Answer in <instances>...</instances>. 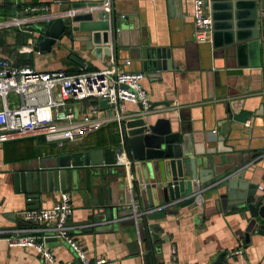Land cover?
Returning a JSON list of instances; mask_svg holds the SVG:
<instances>
[{"label": "crops", "instance_id": "1", "mask_svg": "<svg viewBox=\"0 0 264 264\" xmlns=\"http://www.w3.org/2000/svg\"><path fill=\"white\" fill-rule=\"evenodd\" d=\"M105 1L107 0H0V10L6 12V18H11L12 14L15 17H28L24 9L36 5H49L52 12H58L76 3ZM111 2L113 10L121 17L136 20L139 28L138 37L133 38L134 42L140 38L142 44L171 51V56L164 57V62L170 61L172 65L170 70L162 71L156 79H150L148 73L144 72L146 77L143 87L151 106L156 105L151 111V120H173L176 116V119L183 118L187 126L193 123L199 129L205 124L213 140H217L227 130L230 135L223 147L226 150L233 148L234 151L226 156H235L238 160L241 158L247 168L245 178H253L251 182L259 185L257 194L263 195L264 112L260 116H252L246 126L236 124L231 119L227 123L231 102L236 101L233 107L236 114L242 111L255 113L264 105V85L261 86L258 78L254 79L251 69L243 66L235 48L228 55L220 50L215 51L209 44L198 43L193 17L194 0ZM16 7L20 9L15 11ZM4 8L10 10L6 11ZM207 10L210 13L209 8ZM37 18V21L22 29L0 30L4 31L0 32V57L18 67H34L46 72H75L85 68L101 70L111 65L121 71L138 72L141 69L134 56H129L126 52L118 61L112 55L100 59L78 41L81 37L73 39L72 27L67 28L63 40L53 46L50 53L35 51V46L28 53L25 49L30 40H34L36 45L39 40L45 39L48 24L39 21L40 17ZM262 40L264 44V37ZM73 56L82 59L86 67H81L72 59ZM125 59L132 61L130 67H125ZM262 78L260 80L264 84V77ZM162 103H168L169 107ZM91 106V101H70V110L75 113L77 109L80 116L86 114ZM125 113L127 121L135 118L139 113L138 105L126 104ZM244 129L247 134L242 133ZM235 137L240 138L235 140ZM80 143L91 149L114 148L121 143L119 127L116 124L108 125L82 141L66 142L62 147L48 142L43 136L0 143V235H7L20 228L18 223L25 222L22 214L31 207L27 195L17 193L15 176L39 169L43 160L74 150ZM211 146L216 147L217 141L208 145ZM121 182L127 184L125 179ZM62 193L43 196L41 210L52 208L60 200ZM67 193L70 194L74 207L71 223L80 227L76 230V236L92 260L105 259L106 264H170L172 252L176 250L178 264H216L220 256L224 264H264V236L257 234L254 227L250 229L252 224L262 222L253 220L247 209L217 210L213 201L207 198H204L202 208L176 207L175 214L164 220L149 222L150 225L161 227L159 238L153 240L156 249L151 253L145 239L139 242L135 227L112 226L104 218L100 224H94L93 201L97 196L88 194L85 184ZM222 193H225L224 188L216 191L214 198ZM53 224L49 222L47 225ZM31 227L37 225L28 223L23 228ZM248 231L249 245L245 240ZM49 237L52 239L49 247L54 256L52 263H45L34 249L10 247L7 237L0 236V264H80L66 244L52 234ZM133 242H137V246ZM241 248L243 257L230 256L231 252Z\"/></svg>", "mask_w": 264, "mask_h": 264}, {"label": "water", "instance_id": "2", "mask_svg": "<svg viewBox=\"0 0 264 264\" xmlns=\"http://www.w3.org/2000/svg\"><path fill=\"white\" fill-rule=\"evenodd\" d=\"M97 4L101 3H76L70 8ZM205 6L211 13L212 43L203 44H209L215 51L220 50L228 55L235 48L243 66L251 69L254 79L258 78L263 86L260 79L264 77V0H205ZM5 20L6 12L0 10V22ZM70 27L73 39L81 37L78 41L100 59L112 55L118 61L125 52L129 56L133 55L140 64L138 72L148 73L150 79L159 78L162 71L172 67L170 61L164 62V57L170 55L171 51L142 44L140 38L134 42L139 28L136 20L121 17L113 8L110 13L100 11L95 15L52 20L46 27L45 39L36 43L35 51L50 53L52 47L63 40ZM72 59L81 67H86L82 59L74 56ZM108 101L100 98L98 104L111 115ZM234 103L236 101L229 104L227 123L231 119L236 124L246 126L252 116H260L264 112L262 105L255 113L242 111L236 114ZM162 104L169 107L168 103ZM155 107L152 105L149 112L145 113L144 108L138 105V115L124 122L125 148L118 145L114 148L91 149L80 143L74 150L43 160L39 169L16 175L17 193L31 199L28 210H40L43 196L72 192L85 184L88 194L97 196L93 201L94 224H100L104 218L112 226H133L139 242L146 238V232L152 231L153 240L159 238L161 227L150 225L149 222L164 220L175 214L176 207L202 208L204 198L213 201L217 210L247 209L253 220L262 222L252 224L250 229L254 227L257 234L264 236V194H257L259 185L251 182L253 178H245L247 168L241 158L238 160L235 156H226L234 151L233 148L226 150L223 147L229 132L225 130L221 137L213 140L205 124L199 129L193 123L187 126L183 118L176 119V116L173 120L159 118L152 121L151 111ZM175 128L178 129L175 131ZM242 133L247 134V131L244 129ZM239 138L235 137V140ZM216 141V147H208ZM124 149L132 152V190L129 188L127 171L116 165L117 156ZM124 179L127 180V191L121 182ZM222 188L225 193L215 199L214 193ZM135 208L145 215H135ZM26 225V222L18 223L20 228ZM245 240L249 245L250 231L246 233ZM47 241L50 243L52 239ZM132 244L137 246V242ZM216 264H224L222 256Z\"/></svg>", "mask_w": 264, "mask_h": 264}, {"label": "built area", "instance_id": "3", "mask_svg": "<svg viewBox=\"0 0 264 264\" xmlns=\"http://www.w3.org/2000/svg\"><path fill=\"white\" fill-rule=\"evenodd\" d=\"M111 9V0L96 6L58 12H52L49 5H36L24 9V13L28 15L24 19L12 16L9 20L6 18L4 22H0V30L22 29L37 21V17H40L39 21L49 24L56 18L95 15L100 11L110 13ZM193 17L198 43H212V19L205 0H194ZM34 46V40H30L25 51L32 52ZM124 65L130 67L131 62L125 61ZM145 77L143 72L121 71L115 65L101 70L85 68L77 73L63 70L46 72L34 67H18L0 57V143L43 136L48 142L62 147L66 142L82 141L86 136L116 124L121 134L120 145L125 148V105H141L145 113L151 108L149 96L143 87ZM11 94L16 99L13 104L9 101ZM100 98L109 99L111 115L107 109L99 107ZM70 101H91L92 106L86 114L78 117L70 110ZM131 156L132 152L124 149L116 160V165L128 173L130 190L133 188ZM30 201L29 198L28 202ZM73 211L71 196L67 192H63L60 200L50 209L24 211L23 220L37 227L18 228L7 233L10 247L34 249L45 263H52L54 256L47 241L52 234L69 247L80 264H106L105 259L92 260L82 247L76 236V230L80 227L71 223ZM135 215L144 216L145 213L141 214L135 208ZM49 222L54 224L48 226ZM172 254L170 264H178L176 250ZM230 256L243 257V249L231 252Z\"/></svg>", "mask_w": 264, "mask_h": 264}, {"label": "trees", "instance_id": "4", "mask_svg": "<svg viewBox=\"0 0 264 264\" xmlns=\"http://www.w3.org/2000/svg\"><path fill=\"white\" fill-rule=\"evenodd\" d=\"M5 9V8H4ZM20 9V7H16L15 8V11H18ZM6 11L10 10V9H5ZM12 10V9H11ZM27 39V38H26ZM25 39V40H26ZM24 40V41H25ZM68 72V71H67ZM77 72H80V71H75V72H69V73H77ZM120 144V143H119ZM145 242L147 243V246H148V249L151 253H153V251H155L156 249V245L151 237V234L149 232H147V235H146V238H145ZM148 251V252H149Z\"/></svg>", "mask_w": 264, "mask_h": 264}, {"label": "rangeland", "instance_id": "5", "mask_svg": "<svg viewBox=\"0 0 264 264\" xmlns=\"http://www.w3.org/2000/svg\"><path fill=\"white\" fill-rule=\"evenodd\" d=\"M17 16H19V15L17 14ZM9 18H10V17H7V20H9ZM20 18L24 19L23 15L20 16ZM8 31H9V30H8ZM0 32H4V31H0ZM41 62L43 63V60H42ZM15 100H16V99H15V96H14L13 94H11L10 97H9V101L13 104V102H14ZM75 114L79 117V113H78V110H77V109L75 110ZM124 189H125V191H127V185H125Z\"/></svg>", "mask_w": 264, "mask_h": 264}]
</instances>
